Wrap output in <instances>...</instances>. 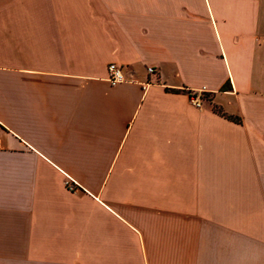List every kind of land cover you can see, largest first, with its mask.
<instances>
[{
	"label": "crops",
	"instance_id": "1",
	"mask_svg": "<svg viewBox=\"0 0 264 264\" xmlns=\"http://www.w3.org/2000/svg\"><path fill=\"white\" fill-rule=\"evenodd\" d=\"M262 10L0 0V264H264Z\"/></svg>",
	"mask_w": 264,
	"mask_h": 264
},
{
	"label": "built area",
	"instance_id": "2",
	"mask_svg": "<svg viewBox=\"0 0 264 264\" xmlns=\"http://www.w3.org/2000/svg\"><path fill=\"white\" fill-rule=\"evenodd\" d=\"M108 69H109V74H110L109 79L113 84L126 80V75H125L123 67L115 63H111L109 64ZM148 72L153 73L154 68L149 67ZM204 93H205V89L195 90V91H192V93H190V99L192 103L196 105L197 107L202 106V98L204 96Z\"/></svg>",
	"mask_w": 264,
	"mask_h": 264
},
{
	"label": "rangeland",
	"instance_id": "3",
	"mask_svg": "<svg viewBox=\"0 0 264 264\" xmlns=\"http://www.w3.org/2000/svg\"><path fill=\"white\" fill-rule=\"evenodd\" d=\"M261 27L263 29V32H264V11L262 10V13H261Z\"/></svg>",
	"mask_w": 264,
	"mask_h": 264
},
{
	"label": "trees",
	"instance_id": "4",
	"mask_svg": "<svg viewBox=\"0 0 264 264\" xmlns=\"http://www.w3.org/2000/svg\"><path fill=\"white\" fill-rule=\"evenodd\" d=\"M232 118L233 120L237 121V122H241V118L240 117H230Z\"/></svg>",
	"mask_w": 264,
	"mask_h": 264
}]
</instances>
